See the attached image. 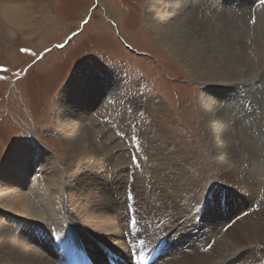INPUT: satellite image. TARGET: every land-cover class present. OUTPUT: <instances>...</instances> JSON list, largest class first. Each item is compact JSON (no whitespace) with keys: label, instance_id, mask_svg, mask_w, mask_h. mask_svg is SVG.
Wrapping results in <instances>:
<instances>
[{"label":"rangeland","instance_id":"374dc122","mask_svg":"<svg viewBox=\"0 0 264 264\" xmlns=\"http://www.w3.org/2000/svg\"><path fill=\"white\" fill-rule=\"evenodd\" d=\"M153 1L155 0H0V168L4 164L8 167L9 157L19 152L23 141L30 140L40 142L47 153L55 155L63 171L71 169L76 156L70 154L71 132L64 128V124L76 122L79 116L76 114L70 116L68 112L62 110V104L67 102L63 97L64 88L78 76H83V79L90 83L96 73V80L100 82L96 89H100L98 94L103 91L104 96L101 95L94 101L89 95L91 90L85 85H80L78 91V98L84 102L83 106H79L80 110L85 111L89 125L93 126L90 135L94 143L99 147L105 146L108 149L106 153H110L114 161H118V156L125 155L123 167L130 173L132 165L136 166L141 162L138 154H142L144 149L140 144L145 140L144 136H148L152 139L149 141L152 142L151 148L161 147H158L161 149V160L158 161L162 162L165 159V163L158 168L160 176L164 177V174L173 172V168L177 167L176 173L184 176L181 179H191L202 188L198 189V197H202V202L196 206L193 204L194 208L189 212L191 214H187L195 216L194 222L191 220L192 216L190 218L179 214L176 208L168 205L165 200L162 201L164 210L149 209L147 203L140 199L141 193L135 187L134 181L130 180L133 179L131 173L134 172H131L128 178H124L125 184L127 181L130 183L127 185H131L129 190L128 187L126 189L124 187L121 188L122 193L117 194L114 189H110L116 199H121L123 195L124 204L119 208L127 211L128 218L123 227L125 235L130 232L128 193L132 197L131 206L138 227L144 229L145 246L149 244L155 247L157 236L167 232L165 237L167 239L158 244L163 243L164 247L167 246L168 249L166 248L161 257L163 264H170L186 256L206 252L205 249H211L208 248L210 244L215 245L217 236H211L209 231V243L206 241L208 236L202 237L204 232L197 231L201 224L204 225L203 218L199 222L197 220L201 215L200 212L197 215L201 206L204 209L202 213L204 217L219 211V208L224 215H230V217L227 215L229 219L225 221L226 231L227 227H232L238 219L242 220L255 212L264 211V197L256 195L253 201L251 196L244 195L241 191L239 193V189L235 191L220 183L218 176L220 168L215 165L216 160L218 157L227 159V156L215 152L209 122L206 121L205 115L206 96L217 98L216 93L209 90L206 84L208 79L199 78L190 63H184L182 60L179 62L177 58L171 56L150 32L156 25L158 29L159 25L154 26L155 21L151 20L150 14L159 17L163 12L168 16L169 9L167 7L161 13H151ZM185 1L188 4L196 2ZM248 1L247 19L251 18L252 27L246 24L228 26L234 34H240L244 42L245 38H249L258 27H261L262 24L257 27L255 24L258 13H264V4L254 7L257 0ZM237 3L239 1L217 0L215 4L224 9L228 17L235 18L244 15ZM19 5L17 21L11 24L10 20L6 21L8 18L3 14L2 7L17 8ZM240 5H244L242 0ZM209 13L211 15L212 12ZM261 30L264 32V25ZM254 35L252 34L253 37ZM203 40L209 41L213 49L229 48L230 44L228 34L224 35V39L220 38L221 44L217 40L211 42V38L204 36ZM236 47L239 48V45ZM249 55L251 61L256 64L255 69L264 70V51L258 49L251 51ZM227 59H223L224 63L217 65L225 66L229 62ZM115 73L123 78V84H129L130 94L132 96L134 94L133 101L137 100L136 96L138 98L141 96L143 102L154 100V106L149 108L139 103L128 107L126 102L130 100L124 99L120 108L123 112L120 118L122 121H118L117 116L120 112H117L112 102V91L109 92L110 86L114 83ZM260 84L261 97L264 94V81ZM229 88L235 94L230 103L242 110L239 111L241 124L245 127L251 144L254 146V143L258 142L259 151L264 153V128L255 125L257 122L253 110L254 100L243 87ZM225 103L224 97L221 104ZM27 147L24 149L28 153L30 150ZM254 161L264 172V157H260L259 154V158ZM150 162L152 164L154 161ZM230 165H234L232 159ZM38 169L45 171L43 167ZM67 172L64 173L66 180L71 185L76 183L78 172ZM229 197L235 202L230 204ZM197 209L198 211H195ZM239 215L241 216L238 217ZM179 233L181 236H177ZM129 248L132 250L130 246ZM238 248L230 257L222 261L218 259L215 264H264V244L245 241L244 245ZM251 253H255L256 256H249ZM172 254L173 256L175 254L174 259Z\"/></svg>","mask_w":264,"mask_h":264},{"label":"bare ground","instance_id":"6f19581e","mask_svg":"<svg viewBox=\"0 0 264 264\" xmlns=\"http://www.w3.org/2000/svg\"><path fill=\"white\" fill-rule=\"evenodd\" d=\"M234 1H239L237 6L242 10L243 16L228 17L224 9H220V6L215 4L217 0H196L190 4L185 0H155L151 6V13H161L168 7V16L163 12L159 17L150 14L151 20L155 21L154 26L159 24L158 29L156 25L155 29L150 32L171 56L177 58L179 62L182 60L184 63H190L199 78L209 80L206 84L209 90L216 93L217 98L206 96V109L204 108L206 121L209 122L215 152L227 156V159L218 157L216 160L215 165L220 168L218 175L220 183L235 191L239 189V193L251 196V200L254 201L256 195L264 197V172L254 161L259 158V154L263 158L264 153L259 151L258 142L254 143V146L251 144L245 127L241 124L239 111L242 110L230 103L235 94L229 87L239 86L249 92V97L254 100L253 110L257 122L255 125L264 128V94L262 98L259 94L262 93L260 83L264 81V76H262L264 70L257 71L256 64L249 58L252 55H249L251 51L258 49L264 51V32L261 30L264 25V13H258L259 22L257 20L255 24L256 27L262 24L261 27L252 33L255 34L254 37L251 34L249 38H245L246 42H244L240 34H234L228 26L246 24L252 27L251 18L247 19L246 4H249V1L242 0L244 4L242 6L240 5L241 0ZM2 8L3 14L8 18L6 21L10 20L11 24L16 23L20 5L17 8L9 6ZM209 12H212L211 15ZM226 34H228L230 44L229 48L222 50L213 49L209 41L203 40L204 36L211 38V42L217 40L221 44L220 38L224 39ZM237 45L239 48L236 47ZM223 59L229 62L225 64L226 67L224 65L219 67L217 64ZM122 79L115 73L114 83L109 89V92L113 93L112 102L117 112H120L117 116L118 121H122L120 118L123 112L120 108L124 99L130 100L126 102L128 107L142 103L151 108L155 104L154 100L153 102L152 100L141 101V96L139 98L136 96L137 100L133 101L134 94L133 96L130 94L129 84H123ZM257 84L259 86L256 87ZM80 85L89 87L91 90L89 95L94 101L103 95V91L98 94L100 89H96L97 85H100V82L96 80V73L90 83L85 81L83 76H78L64 88L63 97L67 99V102L62 104V110L68 112L70 116H75V114L79 116L76 122L64 124V128L71 132L69 136L71 146L69 147L72 149L70 154L76 156L74 166L63 171L55 155L47 153L40 142L29 140L23 141L19 152L9 157L8 167L4 164L0 168V264H82L88 257L94 263L106 264V253L110 251L122 255L125 260H130L131 250L123 232L128 218L127 211L119 208L121 204L122 206L124 204L123 195L121 199H116L112 196L113 191L111 194L110 189H114L117 194L122 193L121 188L128 187L127 190H129L131 185L128 186L127 183H130L127 181L125 184L124 178H128L131 172H134V174L131 173L133 179H129L134 181L135 187L141 193L140 199L147 203L149 209L165 208L162 205V201L165 200L168 205L174 206L179 214L187 215L194 208L193 204L196 206L202 202V197H198V189L202 188H199L198 184L191 179H181L184 176L176 173L177 167L173 168V172L164 174V177L158 174V168L165 163V159L162 162L158 161L161 160V149H159L161 147L151 148L152 142L149 141L152 139L148 136H144L145 140L140 144L144 149L142 154L138 152L141 162L136 166H130V173L123 167L126 161L125 155L120 157L117 155L118 161H114L111 154L106 153L108 149L105 146L99 147L94 143L90 135L93 126L89 125L87 114L79 107L84 105V102L78 98ZM224 97L226 103L222 105L221 101L223 102ZM26 146L30 150L28 153L24 149ZM231 159L234 161L233 166L230 165ZM150 161L154 162L150 164ZM39 167H43L45 171L42 172L38 169ZM67 171L78 172L76 183L71 185L66 180L64 173ZM229 200L230 204L235 202L230 197ZM263 212H255L242 220L238 219L232 227H227L226 231L224 225L230 215H224L220 208L212 215L209 213L208 216H202L204 225L201 224L197 231L204 232L202 237L208 236L209 231L211 236H217L215 245L206 252L186 256L170 264H215L218 259L222 261L230 257L238 247L244 245L245 241L264 244ZM188 216L190 218L192 216V221L195 218L193 214ZM197 224L199 225L198 222ZM161 235L157 236L154 245L167 239H165L167 232ZM179 235L180 233L177 234ZM129 236H132L130 232L127 233V237ZM143 237L146 238V236ZM209 238L210 235L206 241L209 242ZM149 247L151 245L148 244L145 249ZM166 248L167 246L164 247L163 244L161 253L168 249ZM167 253L170 254V252ZM254 255L255 253H251L249 256Z\"/></svg>","mask_w":264,"mask_h":264},{"label":"snow or ice","instance_id":"6c2138e0","mask_svg":"<svg viewBox=\"0 0 264 264\" xmlns=\"http://www.w3.org/2000/svg\"><path fill=\"white\" fill-rule=\"evenodd\" d=\"M262 2H264V0H262ZM212 247V245L210 244L209 246H208V248L210 249ZM208 249H205V251H207Z\"/></svg>","mask_w":264,"mask_h":264}]
</instances>
